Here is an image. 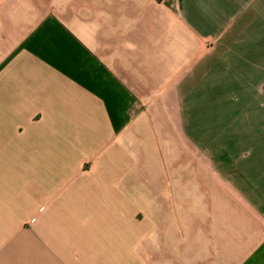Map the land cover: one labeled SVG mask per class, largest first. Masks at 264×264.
I'll return each instance as SVG.
<instances>
[{
  "label": "crops",
  "instance_id": "1",
  "mask_svg": "<svg viewBox=\"0 0 264 264\" xmlns=\"http://www.w3.org/2000/svg\"><path fill=\"white\" fill-rule=\"evenodd\" d=\"M0 264H264V0H0Z\"/></svg>",
  "mask_w": 264,
  "mask_h": 264
},
{
  "label": "rangeland",
  "instance_id": "2",
  "mask_svg": "<svg viewBox=\"0 0 264 264\" xmlns=\"http://www.w3.org/2000/svg\"><path fill=\"white\" fill-rule=\"evenodd\" d=\"M155 96H156L155 100L156 99L158 100V97H161L162 96V93H158V94L156 93ZM157 100H156V106L148 105L147 104L148 102H144V103L140 104V107H139L140 116L154 117V116L158 115V113L161 112V107H159V103L160 102H158ZM200 124H199L200 125V128H201L200 129V132H199L200 138H198V139L201 140V141H203L202 139H206V138L202 137V136L206 135V133L203 131V129L206 130L205 128H208V126L210 127L211 124H210L209 121H205V122H202L201 121ZM217 127H218L217 125L213 124V126H212L213 132H215L217 130ZM173 132H175V131L172 130V133ZM174 146H176V145L174 144ZM176 148H177V146H176Z\"/></svg>",
  "mask_w": 264,
  "mask_h": 264
}]
</instances>
